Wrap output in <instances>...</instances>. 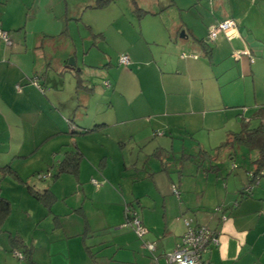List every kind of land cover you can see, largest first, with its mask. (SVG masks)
Returning <instances> with one entry per match:
<instances>
[{
    "label": "crops",
    "instance_id": "crops-1",
    "mask_svg": "<svg viewBox=\"0 0 264 264\" xmlns=\"http://www.w3.org/2000/svg\"><path fill=\"white\" fill-rule=\"evenodd\" d=\"M51 1L0 0V32H7L12 43L0 39V187L1 196L11 208L0 225V236L8 237L0 245L3 251L9 247L10 252L21 253L30 264H150L152 257L143 245L155 243V255L164 264L162 252L176 247L186 230L184 219H190L219 236L220 244L212 246L205 255L209 264H264V186L261 177L252 184L249 180V174L256 169L253 158V170L245 171L248 183L241 189L230 190L224 184L205 181L199 185L197 194L185 190L186 208L183 202L178 203L183 200L181 186L172 183V193L173 186L180 191L179 197L174 193L170 197L172 214L175 211L179 220L176 222L173 217L170 222L166 198L162 206L159 204L156 181L155 195L126 191L124 176L144 170L138 160L128 165L121 159V150L115 151L121 166L113 171L105 153L109 141L159 139L160 146L153 150L159 161L171 151L176 153L174 142L169 146L166 136L178 142L195 141L194 152H199L204 142L200 144L195 138L210 137L212 124H237L236 131L225 130L227 137L230 132L241 130L243 119L256 126L253 116L257 119V112L264 109V0H188L190 12L197 19V27L191 28L176 16L181 10L173 0L170 5L152 0L148 8L132 0L128 15L112 10L117 0L104 8H93L99 0L82 1L81 16L76 19L69 18L67 0ZM43 3L50 10L48 19L58 22L56 12L60 14L66 23L64 32L57 31L54 22L56 31L40 35L30 27L37 14H41ZM197 4L205 8L204 15L197 11ZM104 12L109 17L97 25L95 19L100 21ZM228 19L237 22L238 36L229 39L221 35L216 41H209L211 30ZM69 21L84 30L82 46L93 41L83 52L81 65L76 41L75 50L67 54L75 59L77 68L82 72L87 69L89 77L99 84L91 86L86 79L93 88L90 92L77 90L74 74L63 72L68 70L67 55L64 56L65 47L56 42L70 37ZM181 31L185 35L181 36ZM109 33L125 43L118 52L129 56L130 65H120V57L118 66H114L113 55L94 48L100 41L107 44ZM205 42L211 50L209 55ZM49 47L60 54L55 60ZM246 49L251 52L253 62L245 55L238 60L234 58L236 52ZM41 51L46 58L43 63L37 54ZM91 55L93 61L86 63ZM68 75L75 81L69 98L65 92ZM98 125L101 126L89 133L73 131L74 126L90 130ZM100 130L107 134H101ZM187 148L182 147L181 155L189 158L193 155L185 154ZM234 149L224 157L238 169L240 157ZM75 150L83 155L77 174L63 173L55 178L65 153ZM40 151L52 158V164L42 159ZM96 151V158L88 156ZM210 152L205 154L211 157V172L217 175L221 167ZM37 153L39 161L30 164ZM86 159L90 162L88 166L82 163ZM29 168L33 174L46 168L49 177L41 179L39 173L33 182L22 174ZM211 172L208 178L214 175ZM144 177L155 179L151 173ZM4 183L10 184L8 195ZM248 186H252L251 193L242 197L241 191ZM16 193L22 200L19 203L9 197ZM38 193H47L48 197L46 202H40L39 214L33 213L37 207L32 204ZM15 205L25 213L28 232L6 228L13 221ZM127 206L136 210L147 229L142 244L135 231L124 226ZM161 207L164 226L158 224ZM188 208H192L193 215L189 216ZM159 240L162 245L157 251Z\"/></svg>",
    "mask_w": 264,
    "mask_h": 264
},
{
    "label": "rangeland",
    "instance_id": "rangeland-1",
    "mask_svg": "<svg viewBox=\"0 0 264 264\" xmlns=\"http://www.w3.org/2000/svg\"><path fill=\"white\" fill-rule=\"evenodd\" d=\"M50 3H52L51 0H49ZM69 3V11L70 13L69 18H79L81 16V12L80 7L82 4V1H91V0H67ZM96 3L97 0H92ZM132 0H117V2L115 4H113L112 6H114V8L112 9L115 13L118 12H122L125 13L126 15L128 12V9L130 7V3ZM139 2V5H144V7L148 8L150 7V3L152 2V0H137ZM170 0H159V4L161 5H170L171 2H169ZM175 1L177 8L180 9V14L179 13H175L177 17L181 18V21L185 23L186 27L191 28L193 27H197V19L195 18V15L193 12H190V4L188 2V0H173ZM211 3L213 1H210ZM138 4V3H137ZM203 4V3H202ZM206 4H208V1H206ZM196 6V5H195ZM199 4H197V11H199L200 14L204 15V13H206L205 8L202 6H200ZM46 7H48L45 3H43V5L40 7L41 9V14H37V17H35L34 21L31 23V28L34 29V31L39 32L38 35L42 34V33H46L45 31L48 32H53L56 31L57 26H55V24L58 25V30L57 31H65L66 29L64 28L65 26V22L62 20L60 14L58 12H56L57 16L60 18V21L56 22L54 21L52 18L48 19V14L50 12L49 8L46 9ZM209 10V8H207ZM56 11V10H55ZM175 12V11H174ZM129 13V12H128ZM198 13V12H196ZM109 13L104 12L102 14V16L100 17V21L99 19L96 20V24L97 23H101L104 22V19H107V17H109L108 15ZM217 17V16H216ZM215 17V18H216ZM52 22H54L55 24H53ZM69 21V26H70V31L69 33V38L64 41V38H62L61 40L57 41L56 43L58 44V46H64L65 48L64 50V56L69 54L70 52L75 50V41L76 44L79 45V49H78V59H79V65L81 58H83V52L87 51L88 48L91 46V43H93V41H90V44H88L87 42H84V46H82V39L81 37H85L86 34L84 33V30H80L77 25H70ZM99 25V24H97ZM184 31V30H182ZM181 31V32H182ZM198 31V30H197ZM180 32V35H181ZM62 33V32H61ZM13 35V33H11ZM108 40H107V44H105L104 42H98V47H94L96 50L99 49L100 51H102L103 53H106L108 55H113L111 56L112 58L114 57V61L112 62V64L114 66H118L117 65V60L122 56L121 53H119V50H122V48L124 47V42H122L121 39H117L116 37L113 36V34L109 33L108 34ZM10 38V37H9ZM73 39V40H72ZM12 44V43H11ZM77 46V45H76ZM82 47L84 48V51H82ZM50 50V56L55 60L60 54H57V51L54 50L53 48L49 47ZM59 50V48L57 49ZM118 53V54H117ZM38 56L41 58V63L44 62V60L46 58H44L43 56V52H38L37 53ZM71 58H73L72 56H68L66 57L67 60V64L69 63V61L71 60ZM93 56L91 55L86 63H90V61H93ZM55 62L53 61L52 64H54ZM52 72V71H51ZM50 72V74H51ZM54 73V72H52ZM83 77L87 80H89L91 86H97L99 84H97V82H95L94 80H92V78L89 77L88 75V71L87 69L84 70L83 72ZM72 82L74 81V77L72 75H68L67 79H66V96L69 98L73 95V87H72ZM241 109V108H240ZM243 110V108H242ZM91 111V108H90ZM253 125H257L258 119H254L253 116ZM77 122V121H74ZM233 125V126H231ZM228 124V122H226L225 124H220V123H215L212 124V134L210 137H206L205 139L202 137L197 136L195 138V140L199 141V143H203V150L201 151H195L194 149L197 148L194 145L195 141H191V140H185L183 141H177L176 139L173 141V139H170L169 136H166V138L168 141V145L171 146L173 145V142L175 144V152L173 153L172 151L170 152L171 154H165L163 155L159 161L154 157L153 155V150L157 149L156 147L160 146L161 140L156 139L152 142H150L149 140H140L135 139L134 141L131 138H127L125 140L122 139V141H109L107 146L105 147V153L107 155V157H109V162L112 164L111 165V170L113 171H118L121 164H120V157L117 156V154H115V151H119L121 150V159H125V162L130 165L131 161L135 162L138 160V165L141 167V169L144 170H140L139 173H134L132 174V172L126 174L123 178L124 182V187L126 189V191H131L134 194H139V195H144V194H148V193H153L154 194V181H156V183L158 184V189L160 190V206H162V200H164L163 198H166L167 200V204H168V220L171 222L172 218L174 217V220L176 222H178V217L175 216V211L174 214H172V209H171V203H170V197H174L173 193H172V183H174V185H176L177 187H179V185L181 186V189H179L180 191H182V195H183V200L182 201H178V203L183 202L185 204V208L187 207V204L185 202V198H184V194H185V190H189L191 193L197 194L198 189H199V185H201L203 182H207V183H214V184H219V185H226L229 187L230 190H238L241 189L244 186V183L246 182V173L245 171L248 170H253L252 169V161H255L259 154L256 151L250 152L244 145L243 146H235L234 151L238 152V156L240 158H238V163L240 164V168L238 169H234V166L231 162V160L225 158V155H228L231 151L232 148L228 147L225 148V150H212L213 148H215L216 146L220 145V143H224L228 140L227 135L225 134V130L226 129H230L231 131H236L235 129L237 128V124L235 126V124ZM38 131L40 130L39 127L37 128ZM211 130V128H209ZM101 133V130L98 131ZM120 132H123L120 131ZM101 134H107L105 133H101ZM126 134V133H124ZM110 137L114 138L112 133H109ZM127 136V135H126ZM118 140V139H117ZM201 141V142H200ZM149 142L151 144H149ZM100 143V142H99ZM102 143V142H101ZM188 147L185 151H187V153L185 154H191L193 156L191 157H183L182 154V147ZM96 147V146H95ZM96 150H100V149H96ZM169 150V149H168ZM211 150V152H210ZM184 151V152H185ZM205 151H208V153L210 152L212 155V157H215L217 162V165L219 167H221V170L219 173H217V175L215 173L211 172V157H208L205 154ZM183 152V153H184ZM214 153H216V155H214ZM40 155H42V159H44L45 162H49L50 164H52V158L49 156H45V151H40L39 153ZM38 153L34 156V159H31L32 161H29V163L31 164V162H38L39 161V155ZM89 157H93L96 158L98 156L97 151L96 153L93 152H89L88 153ZM253 158V160H252ZM59 159V156L57 158V160ZM252 160V161H251ZM99 161V160H98ZM27 163V164H29ZM82 163H84L86 166L90 165V162L86 159L84 160ZM97 164H99V162H96ZM41 165L45 166L48 164H42ZM36 165L38 166V164L36 163ZM34 169V166L32 167ZM162 169H165V171H162ZM44 172H39L41 173H45L48 174L46 168H44ZM207 170H209V172H207ZM36 171V170H34ZM214 174V175H210V177L208 178V173ZM39 173L31 172L30 168L29 169H24L22 174L24 176L30 177L28 179H31V181H36L38 178ZM146 173H151L154 176V180L151 178H147L145 179V174ZM30 175H33L34 177H31ZM54 175V174H53ZM207 175V178H206ZM130 177V180H127V178ZM209 179V180H208ZM261 180H263V186H264V177H261ZM27 181V179H26ZM52 181H54V178L52 179ZM32 182V184H33ZM152 182V183H151ZM52 183V182H50ZM248 182H246L245 184H247ZM71 184V181H70ZM9 183H4V189H5V195H8V191L9 189ZM47 185V184H46ZM8 190V191H7ZM42 191H45V188L40 189ZM155 195V194H154ZM195 196V195H194ZM9 197H14L15 201H17V203H19L21 200L20 198V194L16 193L13 196H9ZM48 198V197H47ZM35 201H32V204L34 206H36V210H33V213H41V210L38 208L39 204L41 205L40 202H42V200H39L37 197L33 198ZM195 201V200H194ZM35 202V203H33ZM44 204V202H43ZM18 205V204H17ZM28 207L32 208L31 205H29ZM144 207V206H143ZM142 207V208H143ZM177 208V207H176ZM138 210L140 211V207L138 208ZM176 210V209H175ZM142 211V210H141ZM158 216L160 218L158 224L161 226H164V221L162 220V216H164V212L161 209L158 211ZM187 213L190 215H193V211L192 208H188ZM25 213L23 212L22 208H20L19 206H14V214H13V221H9V224H6V228H11L12 230H16V229H22L25 232H28V230L25 228V225L28 226L29 223H26L25 220ZM180 217V216H179ZM5 228V229H6ZM2 237V239H0V245H2L4 242L3 240L7 239L8 237ZM139 241L141 242V244L143 243V239L138 238ZM158 246H157V251H160L159 248V244L162 245V241L159 240L157 242ZM11 248L7 247L6 250L3 251L2 247L0 246V264H30V262L28 260H23V259H18V257H16L15 252H10ZM148 252V251H147ZM149 254V252H148ZM38 255V254H37ZM41 255V254H39ZM150 255V254H149ZM8 256V257H7Z\"/></svg>",
    "mask_w": 264,
    "mask_h": 264
},
{
    "label": "built area",
    "instance_id": "built-area-1",
    "mask_svg": "<svg viewBox=\"0 0 264 264\" xmlns=\"http://www.w3.org/2000/svg\"><path fill=\"white\" fill-rule=\"evenodd\" d=\"M238 24L233 19H228L218 23L209 33L208 40L214 42L219 36L224 35L227 38L238 36ZM0 39H3L7 44H11V40L7 32H0ZM248 56L253 62L251 52L246 49L244 51L236 52L234 58L238 60L240 56ZM185 56V55H184ZM119 64L122 66H128L131 64V60L128 55H122ZM105 85L110 87L109 82ZM41 179L49 177L47 174H40ZM173 193L179 197L180 191L173 186ZM126 222L124 226L131 227L136 235L142 239L147 233V229L144 227L140 217L136 210L131 207H126L125 210ZM186 230L181 237L180 242L174 249L165 250L162 252V259L164 264H209L205 259V255L210 251L212 246H218L220 244L219 236L210 228L198 224H194L190 219H184ZM143 247L150 253L152 262L150 264H161L159 257L155 255L156 244L144 243ZM15 255L23 259L21 253L16 252Z\"/></svg>",
    "mask_w": 264,
    "mask_h": 264
},
{
    "label": "trees",
    "instance_id": "trees-1",
    "mask_svg": "<svg viewBox=\"0 0 264 264\" xmlns=\"http://www.w3.org/2000/svg\"><path fill=\"white\" fill-rule=\"evenodd\" d=\"M112 1L113 0H99L98 4L93 8H104ZM134 5L137 6V3L134 2ZM138 10L142 11L141 9ZM205 48L207 49L208 51L207 54L209 55L211 53V50L207 42H205ZM65 71H71L74 74V77L76 79L77 90H85L89 92L92 91L93 88L88 85V81L83 77V72L81 69L78 70L77 68L76 69L68 68V70H64L63 72ZM256 118L259 119V123L256 126H252V124L249 121H245L243 119L241 121V130L239 132H230L228 140L222 143L217 148L218 150H222L228 147L234 149L235 146L244 145L247 149L254 150L259 154L258 158L253 162V164L256 166V169L253 173H251V175L249 174V180L251 184L255 183L257 180L260 179V177L264 175V109H260L257 112ZM100 126L101 125H98L90 130L89 129L85 130L77 126H74L73 131L75 132L76 129H79V131L76 132L84 134V133H89L90 131H93L95 128H98ZM82 159H83V155L78 150L66 152L63 160L59 164L55 178L59 177L63 173L77 174ZM251 189L252 186L245 187L241 191L242 197H244L245 195H249L251 193ZM35 197L46 202L47 193L46 194L38 193L35 194ZM10 211L11 208L9 203L1 196V187H0V225L10 214ZM23 257L25 258L24 255Z\"/></svg>",
    "mask_w": 264,
    "mask_h": 264
},
{
    "label": "water",
    "instance_id": "water-1",
    "mask_svg": "<svg viewBox=\"0 0 264 264\" xmlns=\"http://www.w3.org/2000/svg\"><path fill=\"white\" fill-rule=\"evenodd\" d=\"M183 35H185L184 32H182L181 36H183ZM67 68H73V69L77 68L74 58H71V60L67 64ZM77 69L80 70V68H77Z\"/></svg>",
    "mask_w": 264,
    "mask_h": 264
}]
</instances>
